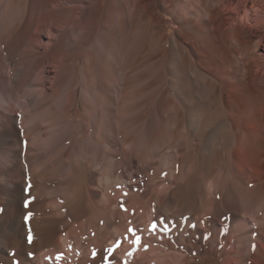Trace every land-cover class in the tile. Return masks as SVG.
Instances as JSON below:
<instances>
[{
  "label": "bare ground",
  "instance_id": "bare-ground-1",
  "mask_svg": "<svg viewBox=\"0 0 264 264\" xmlns=\"http://www.w3.org/2000/svg\"><path fill=\"white\" fill-rule=\"evenodd\" d=\"M0 264H264V0H0Z\"/></svg>",
  "mask_w": 264,
  "mask_h": 264
},
{
  "label": "rangeland",
  "instance_id": "rangeland-1",
  "mask_svg": "<svg viewBox=\"0 0 264 264\" xmlns=\"http://www.w3.org/2000/svg\"><path fill=\"white\" fill-rule=\"evenodd\" d=\"M194 161V162H193ZM193 163V164H192ZM188 164H189V167H187L186 168V165L188 166ZM185 165V171L187 172V171H191V168H195V166L194 165H196V161H195V159H194V157H192V158H189V160H188V162H187V164ZM191 165H193V166H191ZM188 168H189V170H188ZM109 172H111L110 170H109ZM188 172V173H189ZM187 173V174H188ZM128 173H126V178L128 177V175H127ZM125 194V192H123V191H119V194L117 195L118 196V198H121L123 195ZM61 201H64V199L63 198H61ZM189 214H184V215H178V217H179V220H177V218H175V219H173V220H170V223L169 224H166V225H168V231L167 232H165L163 229H164V225L162 226L163 228H161V229H159L160 230V232L161 233H163V234H167V237H168V239L170 240V241H172V242H174V243H177V242H179V240H180V238L181 239H184L185 237H187V235L189 234V230L192 228V224H193V222H189ZM85 218H86V216L85 217H82V218H80V219H77V220H74V222L78 225V226H81L83 223H84V221H85ZM90 218H94V216L91 214V213H89L88 214V219H90ZM99 220H100V218L98 219V222H99ZM22 227V226H21ZM122 235V238H123V240H124V242L126 241V236L124 235V234H121ZM139 235V234H138ZM151 238L152 239H156V237H155V235H152L151 236ZM169 241V242H170ZM143 242H146V246L149 248V247H156V244L153 242V243H151V246H150V242L149 241H147V240H143ZM142 242V243H143ZM141 246V245H140ZM168 250H170V249H168Z\"/></svg>",
  "mask_w": 264,
  "mask_h": 264
},
{
  "label": "snow or ice",
  "instance_id": "snow-or-ice-1",
  "mask_svg": "<svg viewBox=\"0 0 264 264\" xmlns=\"http://www.w3.org/2000/svg\"><path fill=\"white\" fill-rule=\"evenodd\" d=\"M157 230V223L153 222V224L150 226L149 231L151 232H155ZM165 232L168 231V225H164V229ZM129 232L132 234V236L134 237L133 243L134 245L138 248L141 243H142V236L137 234V230L134 228H130ZM31 236H29V243H31ZM116 247H119V242L117 243ZM147 248V246L145 245V249ZM29 255H33L32 253H29ZM129 255H131V253H129ZM58 259L60 258V256L57 257Z\"/></svg>",
  "mask_w": 264,
  "mask_h": 264
}]
</instances>
